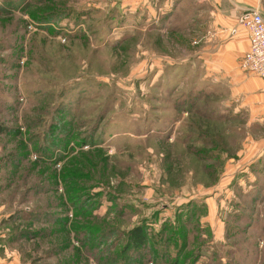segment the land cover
Here are the masks:
<instances>
[{
  "label": "rangeland",
  "instance_id": "rangeland-1",
  "mask_svg": "<svg viewBox=\"0 0 264 264\" xmlns=\"http://www.w3.org/2000/svg\"><path fill=\"white\" fill-rule=\"evenodd\" d=\"M212 18L206 0H0L3 255L168 264L124 250L118 230L149 220L187 235L173 264H264L260 78L209 58Z\"/></svg>",
  "mask_w": 264,
  "mask_h": 264
},
{
  "label": "crops",
  "instance_id": "crops-1",
  "mask_svg": "<svg viewBox=\"0 0 264 264\" xmlns=\"http://www.w3.org/2000/svg\"><path fill=\"white\" fill-rule=\"evenodd\" d=\"M212 8L216 37L214 53L208 54L209 58H215V64L225 67H239L240 60L249 48V36L247 31L240 29L238 34L233 35L232 30L237 27V19L248 8L260 7L261 0H206ZM212 18V19H213ZM246 89L251 92L260 91L264 94V81L261 79L249 80ZM258 94L253 98L255 101L262 99L264 95ZM264 111V110H262ZM2 219V218H1ZM0 219V223H1ZM2 229L0 228V234ZM4 237V236H3ZM5 254L0 252V264H22L18 254L14 250L5 248Z\"/></svg>",
  "mask_w": 264,
  "mask_h": 264
},
{
  "label": "trees",
  "instance_id": "trees-1",
  "mask_svg": "<svg viewBox=\"0 0 264 264\" xmlns=\"http://www.w3.org/2000/svg\"><path fill=\"white\" fill-rule=\"evenodd\" d=\"M7 132V129L0 126V136L6 134ZM111 196L113 197V206L116 207V209L112 210L118 212V214L121 213L117 211L118 198L113 195ZM159 214L160 212H157L155 214V222L157 221L156 218L159 217ZM171 225L173 224L167 221L160 226L159 230H156L155 228H153L152 223L149 222V220H143L128 230H121L119 228L120 231L118 230V234L121 233L123 235V240H126L124 246V250L126 249L125 251H138L143 248H147L150 250L151 257H154L153 259H156L157 261H164L168 264H173L174 262L177 263L182 257L184 259V250L185 248H187V246L185 247V245L188 242V237L187 235L184 237V234H181L184 233V231H181V233L177 232L178 237L172 236V232L168 234L167 229ZM98 231L101 233L104 232L102 228H99L97 232ZM109 232L110 230H107L106 234L108 233L110 235ZM111 235H113V231ZM180 235H182L183 238H181ZM153 259L149 258V260ZM155 264L158 263L156 262Z\"/></svg>",
  "mask_w": 264,
  "mask_h": 264
},
{
  "label": "built area",
  "instance_id": "built-area-1",
  "mask_svg": "<svg viewBox=\"0 0 264 264\" xmlns=\"http://www.w3.org/2000/svg\"><path fill=\"white\" fill-rule=\"evenodd\" d=\"M237 20V27L232 30V34L236 35L243 29L249 36V48L240 60L239 67L243 73L264 81V14L258 8H248Z\"/></svg>",
  "mask_w": 264,
  "mask_h": 264
}]
</instances>
